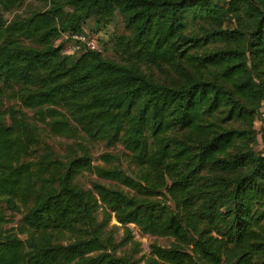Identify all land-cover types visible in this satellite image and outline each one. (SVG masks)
<instances>
[{"label":"trees","instance_id":"trees-1","mask_svg":"<svg viewBox=\"0 0 264 264\" xmlns=\"http://www.w3.org/2000/svg\"><path fill=\"white\" fill-rule=\"evenodd\" d=\"M25 1L0 0V264H138L117 255L129 225L172 240L145 264H264V0H44L4 18ZM116 16L121 61L64 53L62 35ZM38 125L76 140L66 157ZM79 140L122 151L95 165ZM84 173L118 187L81 188Z\"/></svg>","mask_w":264,"mask_h":264},{"label":"rangeland","instance_id":"rangeland-1","mask_svg":"<svg viewBox=\"0 0 264 264\" xmlns=\"http://www.w3.org/2000/svg\"><path fill=\"white\" fill-rule=\"evenodd\" d=\"M46 5L44 0H26L21 7L15 8L11 12L4 13V18L7 20H11L15 15L27 16L33 10H40L43 9ZM83 29L87 32L99 33L101 36V43H102V54L104 57L114 60V61H121V57L116 53L115 50L112 49V45L110 41L117 36L126 35V31L124 30L123 22L120 16H116L114 20L108 25L103 26L95 23L94 20H89L83 26ZM79 55H70L72 60H75ZM143 71L153 77L158 82L164 83L171 81V76L159 72L154 67H142ZM14 105L13 102L6 101L5 107ZM29 117H32V113H28ZM39 128V138L41 146H49L59 157H66V153L70 150V147H73L76 143V140L67 139V138H60L54 137L49 133V129L44 127L43 125H38ZM254 130L256 132V145L255 150L258 153L264 155V105L260 108L258 113L255 116L254 121ZM83 142L89 150L91 158L94 160L95 165L101 164L99 161L100 157L104 154L116 155L120 154L122 149L119 146L115 147H107L105 143L101 142H93L89 143L85 140H79ZM76 147V146H75ZM97 182L102 185H107L112 188H117L118 186L112 182L98 180L93 175L84 173L78 176L75 179V183L84 189H91V184ZM1 207L4 210V214L6 216V220L9 222L6 228L17 227L18 223L21 220V215L18 213H12L10 211H6L5 204H2ZM99 221L102 220L101 210H99ZM116 228V229H113ZM131 233L132 240L129 244L123 245L122 247L118 248L117 255L122 254H135L134 259L138 261V264H145V259L150 256V248L152 245H157L160 247H169L172 240L170 239H163V238H156L150 236H143L135 227L134 225L127 226ZM107 230H112L114 232V237L116 243H121L123 239L126 237L125 235V227L118 225L114 220H112L107 227ZM21 239H24L22 237ZM132 243H137L138 246L132 245ZM136 251V252H135Z\"/></svg>","mask_w":264,"mask_h":264},{"label":"built area","instance_id":"built-area-1","mask_svg":"<svg viewBox=\"0 0 264 264\" xmlns=\"http://www.w3.org/2000/svg\"><path fill=\"white\" fill-rule=\"evenodd\" d=\"M61 41L68 42V47L64 53L67 55H79L82 51H95L102 53V43L100 36L92 35L84 31L83 34L62 35Z\"/></svg>","mask_w":264,"mask_h":264}]
</instances>
